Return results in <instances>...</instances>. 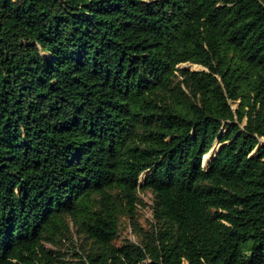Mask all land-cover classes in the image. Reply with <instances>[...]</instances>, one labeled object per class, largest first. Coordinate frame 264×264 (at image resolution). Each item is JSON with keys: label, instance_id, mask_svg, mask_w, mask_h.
<instances>
[{"label": "trees", "instance_id": "trees-1", "mask_svg": "<svg viewBox=\"0 0 264 264\" xmlns=\"http://www.w3.org/2000/svg\"><path fill=\"white\" fill-rule=\"evenodd\" d=\"M262 138L264 0H0V264H264Z\"/></svg>", "mask_w": 264, "mask_h": 264}, {"label": "rangeland", "instance_id": "rangeland-1", "mask_svg": "<svg viewBox=\"0 0 264 264\" xmlns=\"http://www.w3.org/2000/svg\"><path fill=\"white\" fill-rule=\"evenodd\" d=\"M180 66L188 67L190 69H202L203 66L199 64H191L188 62L181 63ZM243 125V124H242ZM264 141V138H262ZM218 142H216L215 147L208 153V156H204V162L207 161L210 155H212L218 148ZM146 176V172H144L140 177V182L144 181ZM140 196L143 198L144 204H139V211H138V221L140 222L141 226L143 227H150L153 222V213H152V194L150 191L141 190ZM129 238L132 241H137V235L134 233L133 227L131 222L125 216L121 218V228H120V240L118 243L123 241L124 238ZM51 249H61L62 251H70L67 252L65 256L66 262L68 264H80L79 257H77L73 251L78 250L82 244V236H79L78 233L73 231L72 235L69 238L63 240L62 243L58 244L57 246L52 244H47ZM85 246V245H84Z\"/></svg>", "mask_w": 264, "mask_h": 264}]
</instances>
